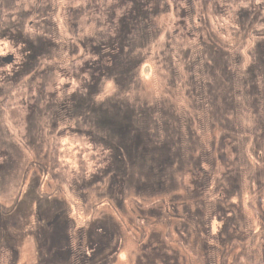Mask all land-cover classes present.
I'll use <instances>...</instances> for the list:
<instances>
[{
	"label": "flooded vegetation",
	"instance_id": "af4514ba",
	"mask_svg": "<svg viewBox=\"0 0 264 264\" xmlns=\"http://www.w3.org/2000/svg\"><path fill=\"white\" fill-rule=\"evenodd\" d=\"M212 21L226 37L212 41L210 53L205 48V53L183 54L171 41L162 58L170 66L176 61L182 64L183 85H189L187 91L196 103L212 104L218 95L222 98L219 108L226 113L251 108L253 130L249 133L264 134V31L260 28L264 0H0V40L13 46L11 53L0 57V155L4 162L0 161V181L5 183L15 174L21 151L39 153L47 137L57 141L65 135L82 137L103 152L106 158L97 178L102 182L108 178L112 194L126 197L133 186L140 192L167 186L163 177L173 164L170 147L189 136L182 137L183 123L176 115L168 118L169 112L154 101L141 104L130 88L141 83L142 62L148 56L156 60L161 38L170 36L169 31L164 33L166 25H177L174 32L180 37L181 32L199 31L203 39ZM251 42L255 54L243 55ZM110 81L117 92H107ZM171 134L177 136L173 141ZM10 135H20L25 141L12 142ZM55 149L53 144L48 147L52 153ZM251 176L253 186H263L256 171ZM91 182L84 188L91 187ZM40 183L36 176L27 179L25 196L30 194L32 203L38 205L36 213L0 214V264H18L28 237L34 242L37 264H181L171 260L158 239L149 241L147 253L141 246L134 263H121L127 243L111 216L92 215L81 224L57 199L45 202L39 199L43 196L34 195ZM227 210L219 206L222 216ZM225 221H230L224 225L226 235L228 229L230 235L240 231L232 215ZM261 230L252 236L261 237L254 256L264 263ZM219 237L223 238L222 233ZM251 242L257 244L254 238Z\"/></svg>",
	"mask_w": 264,
	"mask_h": 264
},
{
	"label": "rangeland",
	"instance_id": "374dc122",
	"mask_svg": "<svg viewBox=\"0 0 264 264\" xmlns=\"http://www.w3.org/2000/svg\"><path fill=\"white\" fill-rule=\"evenodd\" d=\"M219 19L224 20L221 15ZM213 22L208 23L203 39L199 38V31L181 32L180 37L174 32L177 25H166L164 33L169 31L172 38H161V49H158L156 60L148 56L142 62L141 86L132 84L130 88L133 98L141 104L146 106L154 101L169 112L168 118L171 114L176 115L183 123L179 131L182 137L186 139L189 136L187 141L178 140L177 145L170 147L173 164L167 167L163 177L167 186L145 192L133 186L126 197L119 192L112 194L108 178L106 182L97 178L102 174L106 158L100 149L82 137L62 135L57 141L47 137L39 153H30L29 149L20 150L24 154L20 157L15 174L5 183L0 181V214L37 212L38 205L32 203L30 194L28 198L25 196L29 190L27 179L36 176L41 183L34 189V195L43 196L39 199L45 202L57 199L79 223L90 221L92 215L113 218L112 222L127 243L119 257L121 263H134V255L142 252L141 246L145 247L147 253L149 241L158 239V245L176 263L264 264L258 256H254V250L258 244H262L261 237L259 234L252 236V233H261L264 228V184L259 188L253 186L254 178L251 176L256 171L260 176L259 181L264 182V134L259 131L256 135L249 133L253 130L251 108L246 110L241 107L226 113L219 108L222 98L218 95L212 104L196 103L198 101L195 102L189 95L191 91H187L189 85H183L186 80L183 74L186 72L183 73L182 64L176 61L171 67L169 61L165 63L162 58L164 48L171 41L179 45L183 54L193 55L195 50L201 52L205 48L210 53L209 47L213 46V42L219 37H226L221 34L218 23L211 25ZM260 28L263 32L264 24ZM250 37L252 39L249 40L254 43V38ZM201 40L205 42L204 45L200 44ZM252 42L245 45V50L242 49L243 55L249 51L255 54ZM12 51L11 43L1 39L0 57ZM117 90L116 84L110 81L107 92ZM255 123L259 129V120ZM6 125L4 123V129ZM169 137L173 141L177 136L171 134ZM20 138V135L9 137L12 142L25 141ZM50 144L56 148L53 150L55 153L48 151ZM188 146L190 149H187ZM1 159L2 155L0 161L4 163ZM142 179L149 180L147 176ZM88 182L92 186L84 188L83 185ZM220 205L228 208L223 216L219 213ZM231 215L240 223L241 229L237 233L233 231L231 235L228 229L226 235L224 225L230 221L226 222L225 219ZM233 226L238 227V224L234 223ZM220 233L225 239L219 237ZM25 236L27 234L23 239ZM253 238L257 244L251 242ZM20 240L22 244L24 240ZM33 243L28 237L21 247L18 264H37V258L32 254ZM157 263L163 262L160 260Z\"/></svg>",
	"mask_w": 264,
	"mask_h": 264
}]
</instances>
